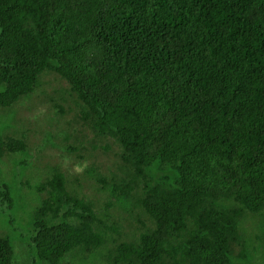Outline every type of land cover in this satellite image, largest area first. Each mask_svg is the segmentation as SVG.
Instances as JSON below:
<instances>
[{
  "label": "trees",
  "instance_id": "obj_1",
  "mask_svg": "<svg viewBox=\"0 0 264 264\" xmlns=\"http://www.w3.org/2000/svg\"><path fill=\"white\" fill-rule=\"evenodd\" d=\"M48 74L122 163L98 175L101 210L47 164L27 221L12 208L25 223L22 264L246 258L257 237L241 223L264 213V0H0V107L45 94ZM71 139L67 128L51 144L74 152ZM26 150L24 137L0 134V159ZM0 202H13L1 177ZM116 206L132 230L113 219ZM14 240L0 235V264L15 259Z\"/></svg>",
  "mask_w": 264,
  "mask_h": 264
},
{
  "label": "rangeland",
  "instance_id": "obj_2",
  "mask_svg": "<svg viewBox=\"0 0 264 264\" xmlns=\"http://www.w3.org/2000/svg\"><path fill=\"white\" fill-rule=\"evenodd\" d=\"M42 80L45 94L36 91L10 106L0 107V134L5 137L9 134L24 135L22 137L29 142V151L0 159V177L10 189L13 198L11 203L0 202V235H12L15 238L12 241L15 256L12 264H22L23 254L27 252V247L21 240L18 239L16 244V238L23 235L25 223L13 221V216L18 215L12 208H17V214L27 221V213L36 203L37 187L50 171L47 164L58 165L68 176L71 189L86 196L101 210L107 197L101 191L99 177L119 173L122 163L114 156L115 150L107 152L105 149H118L112 139L91 138L88 130L77 122L73 110L77 107L73 98L64 91L63 80L55 74L45 75ZM51 97L63 104L68 112L59 113L54 108ZM67 128L73 138L70 142L79 145V149L74 152L68 151L64 146L62 149L51 144L61 143L59 139ZM50 131L56 133L54 138H50ZM97 144L107 146L101 148ZM111 209L113 219L124 231L132 230L134 226L131 219L126 217L127 213L117 206ZM240 228L246 239H257L254 244L252 241H249L248 245L245 244L243 254L246 258L237 259V264H264V213H248ZM68 255L64 264H84L82 256L73 257L74 261L70 263ZM85 264L95 263L89 258Z\"/></svg>",
  "mask_w": 264,
  "mask_h": 264
},
{
  "label": "clouds",
  "instance_id": "obj_3",
  "mask_svg": "<svg viewBox=\"0 0 264 264\" xmlns=\"http://www.w3.org/2000/svg\"><path fill=\"white\" fill-rule=\"evenodd\" d=\"M13 137H22V136H13ZM12 264V263H11Z\"/></svg>",
  "mask_w": 264,
  "mask_h": 264
}]
</instances>
